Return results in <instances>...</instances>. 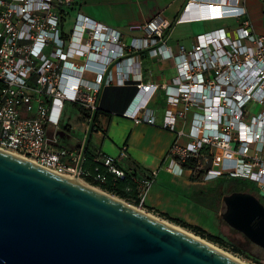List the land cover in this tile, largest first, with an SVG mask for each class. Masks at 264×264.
I'll return each mask as SVG.
<instances>
[{
  "label": "built area",
  "instance_id": "built-area-1",
  "mask_svg": "<svg viewBox=\"0 0 264 264\" xmlns=\"http://www.w3.org/2000/svg\"><path fill=\"white\" fill-rule=\"evenodd\" d=\"M76 4L77 0H0V149L87 184L82 163L91 136L101 132L96 115L102 90L115 84L133 87L135 94L123 116L152 126L156 113L150 105L163 90L162 126L176 134L167 170L205 171L207 181H251L264 198V35L253 31L246 0H190L179 21L237 20L235 36L230 37L226 28L198 34L192 49L182 46L174 57L175 78L148 84L133 58L127 57L119 32L82 13L70 31L64 30L65 13ZM169 27L167 21L152 19L144 26L146 37L134 39L130 48L171 59L173 52L164 38ZM67 104L78 106L86 118L85 145L76 151L58 147ZM190 112L189 131L178 129V121H186ZM184 137L189 139L186 144L180 142ZM95 155L112 173L125 177L119 160L126 157V148L117 158L101 151ZM67 156L72 165L62 160ZM190 161L194 166L186 169ZM157 173L134 177L136 208L142 212L146 213Z\"/></svg>",
  "mask_w": 264,
  "mask_h": 264
},
{
  "label": "water",
  "instance_id": "water-1",
  "mask_svg": "<svg viewBox=\"0 0 264 264\" xmlns=\"http://www.w3.org/2000/svg\"><path fill=\"white\" fill-rule=\"evenodd\" d=\"M223 220L264 249V204L223 198ZM0 264H241L78 179L0 149Z\"/></svg>",
  "mask_w": 264,
  "mask_h": 264
},
{
  "label": "crops",
  "instance_id": "crops-1",
  "mask_svg": "<svg viewBox=\"0 0 264 264\" xmlns=\"http://www.w3.org/2000/svg\"><path fill=\"white\" fill-rule=\"evenodd\" d=\"M189 1L77 0L75 7L65 13L64 30L70 31L77 14L82 13L121 34V42L126 46L127 57L133 58L132 61L136 63V67L141 72L145 83H170L176 76V58L174 57L180 54L182 46L186 50L192 49L197 35L203 32L191 33L190 36L183 37L189 30L196 29L193 28L194 25L210 23L189 22L184 19L179 21ZM246 8L253 31L257 35H264V0H246ZM154 18L170 23L164 38L166 45L173 52L171 59L152 56L149 50L135 51L130 48L134 39L146 37L144 26ZM69 22H72V25H69ZM213 22H220V24L211 30L226 28L230 37L235 36L234 29L238 26L237 20ZM184 26L190 27L186 28ZM202 27L200 26L198 29H202ZM207 31L210 30L207 29ZM127 68L129 70V67ZM87 78L94 79V74L87 73ZM118 78L119 76L115 71V79ZM134 94L135 89L133 87L116 84L102 90L99 95L100 114L98 118L101 132L94 133L91 136L87 149L93 153L101 151L109 157L117 158L121 149L126 148V157L119 160L122 168L131 172L137 178L150 175L153 171L158 172L148 194L147 209L157 210L173 218L189 221L185 206L192 207L193 210L201 208L187 194H190L191 190L208 188L213 182L227 177L198 183L190 181L192 173L189 170H184L180 174L179 171L176 173L169 172L167 167L170 161L167 159V155L176 139V134L164 129L162 126L166 107L165 92L159 90L150 105L156 113L155 126L135 124L134 121L123 116ZM69 106H72L73 110L78 112V116L74 117V121H80L79 126H75L72 122V116L68 110ZM192 114V112L188 114L186 121L179 120L177 128L188 132L193 117ZM85 124L86 118L83 111L76 105L67 104L63 112L59 132L63 141H59L58 147L66 151H76L82 145L84 146V140L81 141L73 135L78 131H81L83 135L86 129ZM48 131L50 134L52 133L51 126ZM180 142L186 144L189 139L184 137ZM66 159L70 161L69 156ZM160 178H162V186L157 188L156 184Z\"/></svg>",
  "mask_w": 264,
  "mask_h": 264
},
{
  "label": "rangeland",
  "instance_id": "rangeland-1",
  "mask_svg": "<svg viewBox=\"0 0 264 264\" xmlns=\"http://www.w3.org/2000/svg\"><path fill=\"white\" fill-rule=\"evenodd\" d=\"M220 24V22H210V23H202V24H198V25H194L193 28H196L194 30H189L188 33L185 34V36L183 38H186L188 36L192 34H196L197 32H207L208 30H211L212 28L218 27ZM69 25H72V22H69ZM203 26L202 29H198V27ZM186 28H189L190 26H184ZM181 29V28H179ZM69 113L72 116V122L75 124V126H79L80 125V121H74V117L78 116V112L73 110L72 106L68 107ZM74 137L80 139L81 141L86 139L85 133L82 135L81 131L76 132L75 135H73ZM58 140L63 141L61 134L58 135ZM63 161L67 162V164L72 165V163L69 161V159H66V157L62 158ZM205 177H206V172L205 171H194L191 175L190 181L192 182H198V183H202L205 182ZM161 179H159L158 183L156 184V187L159 188L162 186L161 184ZM236 181H240L242 183H245V185H247L250 189L253 190L255 196L259 195L260 200L264 203V198L260 195L259 191L257 190L256 184L254 182L251 181H243V180H238V179H233V178H226V179H221L219 181H215L211 184V186H209L208 188H201V189H197V190H191L190 194H187L188 196H190V199L195 202L196 204L199 205V207L201 209H196L193 210L187 206H185L186 211H188L187 215L189 217V221H184L188 224L191 225H199L200 227H202L203 229H205L208 233L212 234V235H218L221 234L225 237H227L229 240L235 242L239 247H241L244 251L247 252V254L252 255L253 259H249L247 257L244 256H240V255H235L234 253L227 251L221 247H219L218 245L212 243L211 241L204 239L196 234H194L192 231L183 228L169 220H167L166 218L160 216L159 214H157L156 212H153L149 209H146V213L151 214L153 217L164 221L168 224H171L183 231H186L189 234H193L197 237H199L200 239L208 242L209 244L221 249L222 251L234 256L235 258L239 259L241 262H244L245 264H264V249L261 248L260 246L254 244L253 242H251L245 235H243L242 233L236 231L235 229H232L222 218L223 213L226 211V206L225 203L223 201V198L226 196V194L224 193V189H228L233 185H236ZM88 185L93 186L91 184H89L88 182H86ZM95 187V186H93ZM200 187V186H198ZM205 187V186H204ZM98 190L103 191L102 189L95 187ZM105 192V191H103ZM107 193V192H105ZM192 193V195H191ZM111 196L116 197L117 199H120L128 204H131L132 206L138 207L136 205V203L131 202L129 203L128 201L107 193ZM220 194V196H219ZM221 194H224V196H222L221 199ZM173 218V217H172ZM176 219V218H173ZM255 259H260L261 262L258 263L255 261Z\"/></svg>",
  "mask_w": 264,
  "mask_h": 264
},
{
  "label": "trees",
  "instance_id": "trees-1",
  "mask_svg": "<svg viewBox=\"0 0 264 264\" xmlns=\"http://www.w3.org/2000/svg\"><path fill=\"white\" fill-rule=\"evenodd\" d=\"M100 110L97 112L96 118H99ZM186 169H190L194 166L193 162H188L185 165ZM121 169L125 172V177L120 178L116 174L112 173L109 168H107L102 162L96 161L95 153L91 152L89 149H86L84 155V161L82 163V170L84 172L83 178L85 182L102 189L103 191L116 195L129 203L134 202L138 203V184L135 182V175L131 172L125 170L120 166ZM236 185L231 186L228 189H224L226 195H230L235 192L242 193H251L254 192L250 189L245 183L236 181ZM220 196V194H219ZM224 194H221V199ZM258 199L259 195L256 196ZM153 212H156L160 216L166 218L167 220L186 228L192 231L194 234L211 241L212 243L218 245L219 247L234 253L235 255H240L253 259L252 255L247 254L241 247H239L235 242L229 240L227 237L218 234L212 235L208 233L205 229L198 225L188 224L180 219H173L170 215L159 212L157 210L150 209ZM233 229V228H232ZM256 262L260 263V259H255Z\"/></svg>",
  "mask_w": 264,
  "mask_h": 264
},
{
  "label": "bare ground",
  "instance_id": "bare-ground-1",
  "mask_svg": "<svg viewBox=\"0 0 264 264\" xmlns=\"http://www.w3.org/2000/svg\"><path fill=\"white\" fill-rule=\"evenodd\" d=\"M81 182V181H80ZM81 183H83V182H81ZM84 184V183H83ZM166 223V222H165ZM168 224V223H167ZM169 225H171V224H169ZM172 227H174L175 229H177V230H180V231H183V230H181V229H179V228H177V227H175V226H173V225H171ZM183 232H186V231H183ZM189 234V233H188ZM198 238V237H197ZM204 242H206V241H204ZM207 244H209L208 242H206ZM209 245H211V244H209ZM211 246H213V245H211ZM213 247H215V246H213ZM216 249H218L220 252H222V253H224V254H226V255H228V256H230V257H232V258H234L236 261H238V262H240L241 264H245L244 262H241L239 259H237V258H235L234 256H232V255H230V254H228V253H226V252H224V251H222L221 249H219V248H217V247H215Z\"/></svg>",
  "mask_w": 264,
  "mask_h": 264
},
{
  "label": "flooded vegetation",
  "instance_id": "flooded-vegetation-1",
  "mask_svg": "<svg viewBox=\"0 0 264 264\" xmlns=\"http://www.w3.org/2000/svg\"><path fill=\"white\" fill-rule=\"evenodd\" d=\"M260 200V199H259ZM261 201V200H260ZM262 202V201H261ZM263 203V202H262ZM264 204V203H263Z\"/></svg>",
  "mask_w": 264,
  "mask_h": 264
}]
</instances>
